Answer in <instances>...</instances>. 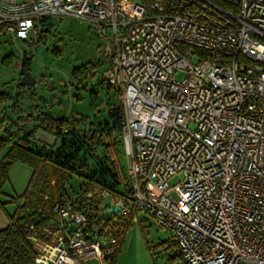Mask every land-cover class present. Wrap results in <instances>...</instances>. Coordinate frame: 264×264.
I'll list each match as a JSON object with an SVG mask.
<instances>
[{"label": "built area", "instance_id": "built-area-1", "mask_svg": "<svg viewBox=\"0 0 264 264\" xmlns=\"http://www.w3.org/2000/svg\"><path fill=\"white\" fill-rule=\"evenodd\" d=\"M57 16L110 47L101 77L122 106L130 193L97 190L117 231L56 201L26 228L36 262L115 264L150 217L184 264H264V0H0V38L34 42Z\"/></svg>", "mask_w": 264, "mask_h": 264}, {"label": "trees", "instance_id": "trees-1", "mask_svg": "<svg viewBox=\"0 0 264 264\" xmlns=\"http://www.w3.org/2000/svg\"><path fill=\"white\" fill-rule=\"evenodd\" d=\"M50 18L52 17L39 21L40 28L34 43L50 40ZM55 50L53 49L54 53H57ZM22 61L25 62L26 69H29L30 58L25 53ZM92 68L94 65L74 68L71 80L75 85H82L83 89H87L85 86L93 77ZM26 69L20 71V76ZM18 81L17 88L20 90L17 95L25 87L19 85ZM98 82L106 84L102 77L98 78ZM106 87L112 89L107 84ZM12 97L16 98L7 91H0V103H9V110L0 109V195L5 194L3 188L7 183V173L14 163L28 164L34 172L22 196L23 203L16 205L9 215L7 227L0 229V264H36L37 252L28 240L26 228L30 224L40 226L53 220V204L70 199L64 189L69 175H75L81 181L79 192L74 198L77 206L94 223L102 224L101 231L104 227L117 231L118 221L113 223L111 217L98 213L104 200L100 199L97 190L104 189L114 198L130 193L121 131V103L116 98V102L107 107L106 117L95 122L99 114L70 118L41 112L34 117L32 113L20 115L18 102L12 100ZM75 99L80 100L81 97L76 95ZM45 131L52 132L51 141L40 137L49 136ZM89 192L92 193L91 197H87ZM16 200L17 197L10 195L6 200H1L0 204ZM172 243L176 247V256L180 257L176 242Z\"/></svg>", "mask_w": 264, "mask_h": 264}, {"label": "rangeland", "instance_id": "rangeland-1", "mask_svg": "<svg viewBox=\"0 0 264 264\" xmlns=\"http://www.w3.org/2000/svg\"><path fill=\"white\" fill-rule=\"evenodd\" d=\"M48 21L52 23V35L45 43L15 39L0 44V91H7L16 97H12V100L18 102L20 115L32 113L34 117L41 112L70 118L99 114L94 121L103 119L106 117L107 107L112 106L117 98L114 90L98 82L111 57L108 43L86 21L60 16ZM23 53L30 58L29 69H26V64L22 61ZM87 65H94L91 69L93 79L87 82V89H83L82 85L77 86L71 80V72L76 67ZM24 69L29 70L36 81L31 86L25 85L22 93L17 95L20 90L17 88V81L20 71ZM176 77L182 78L183 73L178 72ZM76 95L81 99H75ZM8 104L0 103V109L9 110ZM31 125L32 123L28 126ZM46 133L49 136L40 137L51 141L52 132ZM124 160L126 167V157ZM53 183L54 181L51 182L52 185ZM80 186V179L69 175L64 189L70 199L76 197ZM107 202L108 199H104V204ZM126 229L115 264H184L176 256V247L169 231L160 227L152 218L133 222Z\"/></svg>", "mask_w": 264, "mask_h": 264}, {"label": "crops", "instance_id": "crops-1", "mask_svg": "<svg viewBox=\"0 0 264 264\" xmlns=\"http://www.w3.org/2000/svg\"><path fill=\"white\" fill-rule=\"evenodd\" d=\"M15 39L10 35H4L0 38V44L3 42H11ZM33 172L34 169L30 165L22 162H16L10 167L7 173V183L3 188L5 194L0 195V201L6 200L10 195L17 197V200L15 202H6L4 205L0 204V229L7 227L9 215L13 213L16 205L23 203L22 196L29 186Z\"/></svg>", "mask_w": 264, "mask_h": 264}, {"label": "water", "instance_id": "water-1", "mask_svg": "<svg viewBox=\"0 0 264 264\" xmlns=\"http://www.w3.org/2000/svg\"><path fill=\"white\" fill-rule=\"evenodd\" d=\"M35 78L31 75V72L29 70H26L19 78V85L21 86H31L35 84ZM110 210L115 213L117 210V206L111 207ZM71 229H74V226H71ZM36 264H44L42 261L36 262Z\"/></svg>", "mask_w": 264, "mask_h": 264}]
</instances>
